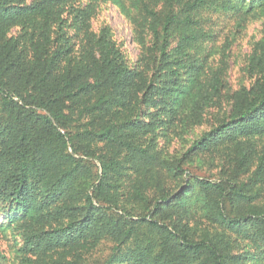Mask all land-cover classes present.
I'll use <instances>...</instances> for the list:
<instances>
[{
  "label": "trees",
  "instance_id": "1",
  "mask_svg": "<svg viewBox=\"0 0 264 264\" xmlns=\"http://www.w3.org/2000/svg\"><path fill=\"white\" fill-rule=\"evenodd\" d=\"M107 2L134 60L92 30ZM212 14L264 0H0V236L19 264H264V31L228 92Z\"/></svg>",
  "mask_w": 264,
  "mask_h": 264
},
{
  "label": "rangeland",
  "instance_id": "2",
  "mask_svg": "<svg viewBox=\"0 0 264 264\" xmlns=\"http://www.w3.org/2000/svg\"><path fill=\"white\" fill-rule=\"evenodd\" d=\"M209 27L215 33V60H224L227 67L226 90L233 92L241 86H248L250 83L245 68L248 64L250 54L257 42L261 40L264 31V16L245 18L244 21L233 15L212 14L209 16ZM109 25L113 31V37L118 43L124 44V50L131 60L135 59L136 47L130 43V25L121 14L120 9L110 2L100 3L97 15L92 19V30H97L102 25ZM226 103L219 110H224ZM200 130H196L198 134ZM192 137V136H190ZM177 141H173L170 151H179L183 148ZM188 172L195 176L210 177L215 174V169L207 161H195L187 164ZM21 242L13 238L10 232L6 236H0V264H19L18 249ZM109 244L102 243L90 256L89 263L103 259L109 252ZM94 263V262H93Z\"/></svg>",
  "mask_w": 264,
  "mask_h": 264
}]
</instances>
